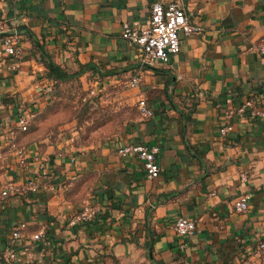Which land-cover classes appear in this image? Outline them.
Instances as JSON below:
<instances>
[{"label":"crops","instance_id":"1","mask_svg":"<svg viewBox=\"0 0 264 264\" xmlns=\"http://www.w3.org/2000/svg\"><path fill=\"white\" fill-rule=\"evenodd\" d=\"M156 1H177L200 30L180 33V51L166 63L144 64L121 27H144ZM12 32L19 59L2 51ZM263 35L264 0H0V133L15 137L14 148L0 138V191L23 188L0 201V264H264L255 256L264 241V118L246 112L231 119L229 135L219 132L227 110L264 98V55L255 48ZM47 59L81 69L55 85L79 79L83 101L126 106L127 119L86 136L75 115L42 118L52 102L40 89ZM134 75L139 84L127 86ZM141 99L152 116L140 113ZM20 106L35 112L27 131L16 127ZM140 142L159 147L156 178H145L136 155L118 152ZM28 178L37 192L26 189ZM241 196L248 208L237 212ZM84 207L93 217L70 225ZM181 216L196 221L193 236L174 231ZM22 223L8 263L9 232Z\"/></svg>","mask_w":264,"mask_h":264},{"label":"built area","instance_id":"2","mask_svg":"<svg viewBox=\"0 0 264 264\" xmlns=\"http://www.w3.org/2000/svg\"><path fill=\"white\" fill-rule=\"evenodd\" d=\"M200 30V27L191 23L182 6L177 1L152 2L150 5V16L147 24L142 28H136L125 22L121 27V37L128 40L130 43L138 47V54L140 61L144 64H151L154 62L166 63L172 56L180 51V33L190 35ZM2 51L6 56L14 59H19L22 56V48L19 45V37L17 32L6 33L1 38ZM260 55H264V35L260 38L255 46ZM140 76L134 75L127 82V86L134 87L139 84ZM55 82L47 77L41 79L40 89L41 94L50 97L54 92ZM94 94V91L90 92ZM2 94L0 92V100ZM138 109L143 116H152V111L146 106L143 99L138 101ZM246 112L255 117L264 118V98L253 96L245 100L241 105L227 110L224 114V124L219 128L222 136L229 135L232 130L231 119L234 116H243ZM35 112L25 113L20 106L16 112V127L20 131L28 129ZM1 140L7 141L11 147H15L14 134L9 133L4 135L0 133ZM16 153L21 157V163H24V152L22 148H15ZM121 155L133 153L142 162V169L144 176L147 179L156 178L160 173V166L157 162V154L159 147L147 143H131L118 150ZM44 167V166H43ZM242 180L245 179L246 174H240ZM27 190L37 192L39 184L33 178L25 180ZM20 186L15 184H6L0 191V201L11 194L18 193L22 190ZM25 189V188H24ZM1 203V202H0ZM233 208L237 212L245 211L248 208L247 196L239 197L233 204ZM94 215V209L91 207H84L70 221V225H82L89 221ZM174 231L185 237H191L197 232V223L195 220L178 217L173 224ZM24 224H19L11 229L9 232L6 247L4 249V259L8 262H14L17 258V249L20 241L23 238L22 230ZM44 237V231H40L32 236V239L39 240ZM255 256L264 261V241H259L255 248ZM239 264H254L251 260H244Z\"/></svg>","mask_w":264,"mask_h":264},{"label":"rangeland","instance_id":"3","mask_svg":"<svg viewBox=\"0 0 264 264\" xmlns=\"http://www.w3.org/2000/svg\"><path fill=\"white\" fill-rule=\"evenodd\" d=\"M81 87L79 79L73 80L71 83L67 82L55 85L56 91L48 98L49 101L52 100V102L40 116L44 118L49 114H59L60 112L65 113L64 116L75 115L77 129H81V132L86 136L99 130V127L103 126L105 122L112 123V126L117 130L118 125L128 117V107L121 106L117 109L111 108V106L103 107L102 104L98 102L96 104L85 102L82 100V97L85 95L82 94L83 90H81ZM62 89L68 92L71 91V93L64 94L63 96L59 94V98L54 99Z\"/></svg>","mask_w":264,"mask_h":264},{"label":"trees","instance_id":"4","mask_svg":"<svg viewBox=\"0 0 264 264\" xmlns=\"http://www.w3.org/2000/svg\"><path fill=\"white\" fill-rule=\"evenodd\" d=\"M45 66L47 68V77L53 79L55 83L74 79L81 73V69L75 72H68L60 65L53 62L51 59L46 60Z\"/></svg>","mask_w":264,"mask_h":264}]
</instances>
